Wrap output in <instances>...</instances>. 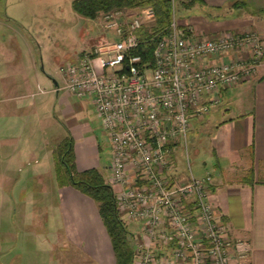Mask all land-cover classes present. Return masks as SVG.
Instances as JSON below:
<instances>
[{"label": "built area", "instance_id": "built-area-1", "mask_svg": "<svg viewBox=\"0 0 264 264\" xmlns=\"http://www.w3.org/2000/svg\"><path fill=\"white\" fill-rule=\"evenodd\" d=\"M128 12L102 14L113 39L103 38L61 67L58 90L90 99L107 135L106 183L120 220L124 216L138 228L137 234L129 232L131 264L246 260L251 244L234 239L218 217L212 177L196 178L190 170L188 135L192 119L208 115L225 90L255 78L264 61V38L247 30L197 35L171 17L155 37L151 62H143L133 51L141 32L154 26L155 13ZM178 149L186 154L188 174L174 170Z\"/></svg>", "mask_w": 264, "mask_h": 264}, {"label": "crops", "instance_id": "crops-1", "mask_svg": "<svg viewBox=\"0 0 264 264\" xmlns=\"http://www.w3.org/2000/svg\"><path fill=\"white\" fill-rule=\"evenodd\" d=\"M237 3L244 6L236 8ZM195 8L202 16L191 17L186 23L197 35L254 30L264 38V14L259 12L264 0H201ZM208 17L218 20H206ZM19 51V44L13 47L0 42V258L10 251L11 240L25 243L24 237L39 236L31 229L23 238L15 235L7 241L4 236L13 235L12 221L42 225L50 218H62L70 247L96 264H115L96 205L75 189L58 186L55 148L45 147L46 127L52 129L50 139L56 144L59 137L55 131L63 121L73 139L77 171L96 169L102 175L97 140L75 119L84 102L77 98L71 103L73 95L58 90L47 75L38 73L33 59L27 60L28 66L16 59ZM256 76L252 82L231 88L233 93L226 99L238 103L234 116L230 108L221 114L215 111L216 122H198L196 135L190 136L193 143L203 141L208 152L210 169L205 174L213 179L211 200L218 217L230 226L234 239L251 244L248 259L236 264H264V63ZM48 93L55 95V104L43 96ZM50 194L56 195L53 204L46 199Z\"/></svg>", "mask_w": 264, "mask_h": 264}, {"label": "rangeland", "instance_id": "rangeland-1", "mask_svg": "<svg viewBox=\"0 0 264 264\" xmlns=\"http://www.w3.org/2000/svg\"><path fill=\"white\" fill-rule=\"evenodd\" d=\"M72 1L0 0V42L7 43L13 47L19 44L22 51L16 54V59L25 62L26 66L30 65L27 60L33 59L38 73L52 76L57 83L60 80L58 71L61 67L74 63L81 54L90 51L103 38L113 39L112 33L107 31L103 26L101 14L95 20L82 18L72 11ZM183 1L186 0H173L174 10L172 18L176 22L182 24V22H187L191 17L202 16L203 12L197 8L185 9L182 6ZM135 12L136 10L130 11L127 14ZM218 14L220 18L223 17L221 13ZM206 20L214 21L218 20V18L208 17ZM224 20H228V17ZM222 31L234 30L228 29ZM207 35L209 36V34ZM232 89L225 90L226 92H224V98L222 97L221 103L215 106L208 115L192 119L193 130L194 127L196 128L198 122L203 121L211 125L214 121L216 122L218 117L215 111L221 114L225 108H230L231 115L233 116L239 111L237 101L231 103L226 99L230 93H233ZM43 90L47 91V89ZM43 96L55 104L56 97L54 94L48 93ZM76 99L73 96L69 98L71 103H76ZM78 100L84 103L82 110L75 115V119L82 126L84 124L83 130H86L84 132L96 138L100 151L98 154L100 161L99 170L104 176L105 182H107L108 172L105 168L108 167L107 164L110 159L107 135L101 127L100 120L96 116L91 100L88 98ZM50 105L52 106V103ZM61 124L59 130L55 131L59 137V139L55 140L56 144H53L51 142L52 139H50L52 129L46 127L45 147L47 149H49V146L55 148L67 135L63 121ZM197 130H191L188 135V163L193 176L200 178L205 175L206 170L210 169V161L204 142H195V144L191 141L190 136L194 137ZM175 156L176 159L173 160L174 170H177L178 173L188 174L186 154L178 149ZM48 179L47 177L45 178V183H48ZM47 197L48 203L51 202L53 204L56 201L55 194H50ZM121 220L125 223L128 232L138 233L136 225L130 224L124 216H121ZM9 226L12 227L13 235H5L4 238L7 241L10 239L9 237L13 238L15 235L22 236L25 231L27 232L31 229L34 230L35 234H39V236L37 238L33 235L24 237L26 239L25 243H23L24 240L22 241V239L20 242L11 240L9 243L12 244V247L9 249L10 251L0 258L2 264H96L79 249L70 247V243L64 234V221L62 218L60 221L50 218L42 225L40 223L35 224L32 221H12ZM3 228H5V223ZM58 237H60V240ZM128 237V239H131L130 235Z\"/></svg>", "mask_w": 264, "mask_h": 264}, {"label": "trees", "instance_id": "trees-1", "mask_svg": "<svg viewBox=\"0 0 264 264\" xmlns=\"http://www.w3.org/2000/svg\"><path fill=\"white\" fill-rule=\"evenodd\" d=\"M201 0L182 2L190 9ZM236 8L244 6L237 3ZM153 9L155 23L152 28L142 31L141 44L133 51L143 62H151L156 36L171 22V0H73L72 11L85 19L95 20L98 15L115 11H134ZM264 14V9L259 11ZM154 37L153 40L150 38ZM73 139L69 133L59 142L53 151L55 162V180L59 187L69 186L90 198L96 205L98 214L110 239L115 264H131L133 252L128 239L129 232L116 211L114 195L103 176L96 169L79 172L75 165Z\"/></svg>", "mask_w": 264, "mask_h": 264}, {"label": "water", "instance_id": "water-1", "mask_svg": "<svg viewBox=\"0 0 264 264\" xmlns=\"http://www.w3.org/2000/svg\"><path fill=\"white\" fill-rule=\"evenodd\" d=\"M47 77L53 81L55 86H58V83L56 82V80H54V78L52 76L47 75Z\"/></svg>", "mask_w": 264, "mask_h": 264}]
</instances>
